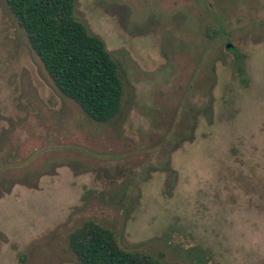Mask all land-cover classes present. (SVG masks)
I'll use <instances>...</instances> for the list:
<instances>
[{
    "label": "rangeland",
    "instance_id": "374dc122",
    "mask_svg": "<svg viewBox=\"0 0 264 264\" xmlns=\"http://www.w3.org/2000/svg\"><path fill=\"white\" fill-rule=\"evenodd\" d=\"M73 13L120 68L109 123L56 90L0 0V171L17 181L0 192V264H79L68 235L86 221L164 264H264V0Z\"/></svg>",
    "mask_w": 264,
    "mask_h": 264
},
{
    "label": "trees",
    "instance_id": "16d2710c",
    "mask_svg": "<svg viewBox=\"0 0 264 264\" xmlns=\"http://www.w3.org/2000/svg\"><path fill=\"white\" fill-rule=\"evenodd\" d=\"M4 2L56 90L89 119L114 120L123 95L120 68L100 38L89 34L74 16L75 0ZM214 36L207 32L209 39ZM227 48L232 51L229 43ZM68 246L79 264H164L162 257L122 249L111 229L93 221L73 230Z\"/></svg>",
    "mask_w": 264,
    "mask_h": 264
},
{
    "label": "crops",
    "instance_id": "0c3cea01",
    "mask_svg": "<svg viewBox=\"0 0 264 264\" xmlns=\"http://www.w3.org/2000/svg\"><path fill=\"white\" fill-rule=\"evenodd\" d=\"M4 150V146L2 144V142L0 141V169H6L8 166H6L5 164H8V157L4 154H2ZM15 177L13 176H8L5 174V172L0 171V192L4 191L5 194L8 193V188L6 187V185L8 183H17V181L14 180ZM3 194H0V200L4 199V197H2ZM8 195V194H7ZM2 197V198H1ZM1 248V246H0Z\"/></svg>",
    "mask_w": 264,
    "mask_h": 264
}]
</instances>
